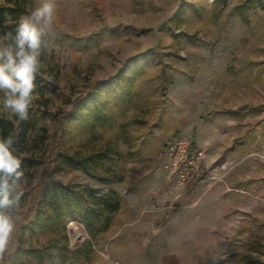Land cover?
Instances as JSON below:
<instances>
[{
	"label": "rangeland",
	"instance_id": "obj_1",
	"mask_svg": "<svg viewBox=\"0 0 264 264\" xmlns=\"http://www.w3.org/2000/svg\"><path fill=\"white\" fill-rule=\"evenodd\" d=\"M55 2L27 130L14 145L26 180L17 190L23 196L12 213L15 229L3 264H264V9L255 0ZM37 3L0 0V9L13 10V22L0 24V34ZM193 91L207 105L247 120L241 133L252 153L244 165L246 204L232 212L230 226L214 228L212 254L161 262L143 243L142 221L162 185L157 155L182 133L184 100ZM97 94L110 119L91 125V116L83 124L81 107ZM2 95L0 138L8 123L16 136L21 122L3 108ZM78 148L108 157L94 170L56 169L61 154L72 157ZM52 180L81 191H113L126 206L110 215L107 231L88 234L91 241L82 243L94 246L88 258L70 248L54 256L63 236L68 242L66 226L32 228L39 188Z\"/></svg>",
	"mask_w": 264,
	"mask_h": 264
},
{
	"label": "crops",
	"instance_id": "obj_2",
	"mask_svg": "<svg viewBox=\"0 0 264 264\" xmlns=\"http://www.w3.org/2000/svg\"><path fill=\"white\" fill-rule=\"evenodd\" d=\"M189 96L191 99L184 100L188 116L182 119L181 134L190 140L192 147L205 152L208 163H218L228 172L225 184H217L203 195L198 184L188 185L180 199L181 204H191L186 209L174 207L157 212L151 209L152 204L165 206L169 200L161 174L162 185L146 203L147 213L142 221L143 243L149 245L150 252L158 253L161 262L172 258L198 259L200 252L212 254L214 228L230 226L232 212L245 208L246 204L245 196L241 195L243 188H247L244 165L246 158L252 156L246 152V137L241 135L247 129L246 118L240 121L234 112L207 105L199 92H190ZM155 245L160 250L156 251Z\"/></svg>",
	"mask_w": 264,
	"mask_h": 264
},
{
	"label": "clouds",
	"instance_id": "obj_3",
	"mask_svg": "<svg viewBox=\"0 0 264 264\" xmlns=\"http://www.w3.org/2000/svg\"><path fill=\"white\" fill-rule=\"evenodd\" d=\"M55 0H38L37 6L15 21V30L0 34V93L2 106L18 122L29 119V109L36 98V80L42 69L41 56L47 46L46 36L54 23ZM7 23H12L5 14ZM0 138V264H3L15 229L12 213L23 192L17 191L26 180L22 160L14 155L19 136Z\"/></svg>",
	"mask_w": 264,
	"mask_h": 264
},
{
	"label": "trees",
	"instance_id": "obj_4",
	"mask_svg": "<svg viewBox=\"0 0 264 264\" xmlns=\"http://www.w3.org/2000/svg\"><path fill=\"white\" fill-rule=\"evenodd\" d=\"M255 1L264 9V0ZM12 11L11 8L0 9V24L6 22L5 14H9L12 18ZM8 29L14 31V24L9 25ZM165 80L164 77L162 89L167 84ZM104 105L105 103L100 100L99 94L93 95L88 104H84L81 107L85 111V118L82 119V123H87V118L91 116L92 121L89 120L91 125L95 121L102 123L109 120L110 118L105 116V111L100 109ZM24 124V122H21L19 125L21 135L27 130ZM3 127L6 129H3L2 137H7V135L11 134L13 125L8 123L3 125ZM82 153L78 148L72 157L67 154H61L58 158L56 169L74 167L86 171L88 169L94 170L98 163H104L108 157L106 153ZM39 196L40 201L35 212V218L31 223L32 228H50L53 230L57 227H62L63 229L68 221H66L67 217L76 218L83 224L90 238L95 237L98 233L107 231L110 227V215L116 213L121 207V199L113 191L102 193L91 187H86L84 191H81L74 186L66 185L56 180L42 185L39 188ZM56 250L58 252V254L57 252L54 254L56 257L57 255H63L64 257L69 252L68 242L64 240V236L62 248H56ZM91 251L89 244H85L76 248L73 253L74 255L82 253L88 258Z\"/></svg>",
	"mask_w": 264,
	"mask_h": 264
},
{
	"label": "built area",
	"instance_id": "obj_5",
	"mask_svg": "<svg viewBox=\"0 0 264 264\" xmlns=\"http://www.w3.org/2000/svg\"><path fill=\"white\" fill-rule=\"evenodd\" d=\"M157 158L169 200L165 206L152 204L153 211L161 212L165 208L174 207L186 209L188 206L181 204L180 198L185 188L192 183L201 187L202 195L217 184H225L228 170L218 163H208L205 152L192 147L190 140L182 134L168 141L159 151ZM65 226L70 249L80 247L85 239L91 241L82 223L70 219ZM91 246L93 249V244Z\"/></svg>",
	"mask_w": 264,
	"mask_h": 264
}]
</instances>
